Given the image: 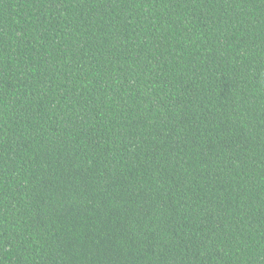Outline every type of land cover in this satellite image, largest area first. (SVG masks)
I'll use <instances>...</instances> for the list:
<instances>
[{
	"label": "trees",
	"instance_id": "obj_1",
	"mask_svg": "<svg viewBox=\"0 0 264 264\" xmlns=\"http://www.w3.org/2000/svg\"><path fill=\"white\" fill-rule=\"evenodd\" d=\"M0 264H264V0H0Z\"/></svg>",
	"mask_w": 264,
	"mask_h": 264
}]
</instances>
